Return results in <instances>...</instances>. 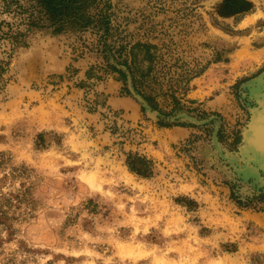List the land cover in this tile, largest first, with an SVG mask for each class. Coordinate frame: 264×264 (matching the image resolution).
Instances as JSON below:
<instances>
[{
    "label": "rangeland",
    "instance_id": "obj_1",
    "mask_svg": "<svg viewBox=\"0 0 264 264\" xmlns=\"http://www.w3.org/2000/svg\"><path fill=\"white\" fill-rule=\"evenodd\" d=\"M259 90L264 0H0V264H264Z\"/></svg>",
    "mask_w": 264,
    "mask_h": 264
},
{
    "label": "trees",
    "instance_id": "obj_2",
    "mask_svg": "<svg viewBox=\"0 0 264 264\" xmlns=\"http://www.w3.org/2000/svg\"><path fill=\"white\" fill-rule=\"evenodd\" d=\"M7 164H9L8 159H6L5 157L0 158V168L4 167ZM145 167L146 169L150 168L148 164H146ZM31 176H32V170H29L27 168H22V169L12 168L11 171L5 172V174L2 177H0V190L2 189V186L7 185L6 183L9 182V180L11 182L12 180H15L17 177H25L26 179L28 178L30 179L32 178ZM28 190L29 189H27L24 192H20L16 194V196L4 198V200H2V202L0 203V214L4 216V218L9 222H14L19 219L21 213L19 214L17 213V211L22 209V207H26L30 209L34 208V204H32V202L28 199L29 196ZM16 203L19 206H16ZM3 207H6L7 210H3L2 209ZM14 207H16L15 210L13 209ZM13 211L14 213L10 215V213H12Z\"/></svg>",
    "mask_w": 264,
    "mask_h": 264
},
{
    "label": "bare ground",
    "instance_id": "obj_3",
    "mask_svg": "<svg viewBox=\"0 0 264 264\" xmlns=\"http://www.w3.org/2000/svg\"><path fill=\"white\" fill-rule=\"evenodd\" d=\"M259 92L260 93H258V94L260 96L261 103L264 107V91L261 92L259 90ZM254 95H256V94H254ZM259 107H260V105H259ZM251 122H252V120H251ZM255 122H257L256 127L247 137L245 151H246V154L248 156V159H247L248 164L249 163H252L255 165L258 164L260 166V168L264 169V109L259 114H257ZM249 129H250V127H249ZM242 160H243V158H242ZM253 170H254V168H253ZM251 172H252V170H251Z\"/></svg>",
    "mask_w": 264,
    "mask_h": 264
}]
</instances>
